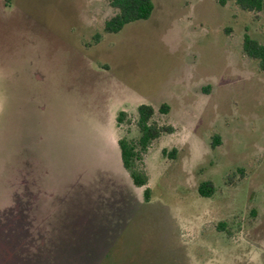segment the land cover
<instances>
[{
    "label": "rangeland",
    "instance_id": "374dc122",
    "mask_svg": "<svg viewBox=\"0 0 264 264\" xmlns=\"http://www.w3.org/2000/svg\"><path fill=\"white\" fill-rule=\"evenodd\" d=\"M152 3L103 33L108 0H0V264H264V71L241 50L264 20ZM141 103L174 129L137 163L147 201L115 120Z\"/></svg>",
    "mask_w": 264,
    "mask_h": 264
},
{
    "label": "trees",
    "instance_id": "16d2710c",
    "mask_svg": "<svg viewBox=\"0 0 264 264\" xmlns=\"http://www.w3.org/2000/svg\"><path fill=\"white\" fill-rule=\"evenodd\" d=\"M216 2L220 6H225L228 2H231L243 11L256 16L261 14L264 20V0H216ZM108 5L114 9V13L104 20L103 33H117L128 23L145 20L149 18L153 9L152 0H108ZM100 37L101 34L96 33L93 36L94 43H97ZM241 50L247 58L256 61L258 70L264 71V43L245 34L242 39ZM168 110L169 106L165 103H162L158 108V112L161 114H166ZM154 112L151 105L141 103L136 108L134 119L128 118L124 111H119L115 118L117 124L122 122L130 124L133 120L138 132L134 138H119L117 145L122 166L128 171L133 184L144 187L142 194L145 201L149 199V188L146 187L147 175L137 168V163L142 160L143 154L147 152L154 140L163 134L174 131L169 124L155 122L153 120ZM217 144H219V137L213 135L210 145L214 147ZM162 153L165 154V150H162ZM174 153L175 149L173 148L167 154L174 157ZM214 191L215 187L209 180L201 181L197 186V192L202 197H211Z\"/></svg>",
    "mask_w": 264,
    "mask_h": 264
}]
</instances>
